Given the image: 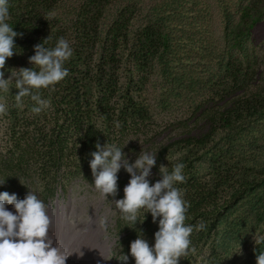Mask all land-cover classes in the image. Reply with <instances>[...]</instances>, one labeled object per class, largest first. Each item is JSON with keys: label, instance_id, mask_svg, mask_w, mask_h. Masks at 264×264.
I'll use <instances>...</instances> for the list:
<instances>
[{"label": "trees", "instance_id": "1", "mask_svg": "<svg viewBox=\"0 0 264 264\" xmlns=\"http://www.w3.org/2000/svg\"><path fill=\"white\" fill-rule=\"evenodd\" d=\"M63 1L8 0L6 22L17 33L13 49L16 54L6 60L3 70L11 74L18 68L38 70L29 63V58L35 54L36 45L43 43V47L51 49L63 37L54 30L59 22L54 13L61 9ZM80 1L83 4L77 16L82 17L80 30L75 33L76 47L63 65L68 75L38 93L41 99L46 97L45 100L50 101L55 117L47 119L45 114L35 113L25 116L22 113L24 100L30 96L17 103L15 86H10L7 92L0 90V100L6 94L11 100L8 112L16 137L15 150L19 152L17 160L22 162V136L26 134L19 128L31 127L33 137L30 141L38 150L40 173L44 178H59L67 154L75 161L90 164L97 142L104 145L102 132L93 123L96 115L105 126H102L104 134L112 132L118 116H123L124 123L126 119L132 122L147 119L144 106L131 97L132 93L139 96L147 78L142 76L133 81L134 72L148 75L157 63L174 91L193 92L201 82V75H197L199 71L196 70H210L209 63L204 67L201 65L203 60L184 53L196 49L204 60L209 61L208 45L203 46L201 37L195 38L191 34L194 28L203 30L210 25V10L205 0H148V11L142 16L144 24L135 34L130 48V24L132 18H138L141 2L125 0L128 5L110 27L108 42L103 46L99 61H96L94 51L100 43L99 21L105 9L119 0ZM215 1L223 23L222 39L227 52L220 55L222 77L215 83L207 82L216 87L210 88L209 94L212 99L224 102L222 110H214V101L209 99L206 103L210 105L198 108L207 129L199 136L187 133L172 140L158 153V160L163 162L165 152L173 148L181 154L185 179L174 186L190 205L185 214V225L193 227L190 248L210 243L211 252L219 256L230 248L234 251L239 246L244 247L246 237L256 230L262 237L253 242L240 263L256 264L257 255L264 252V70H259L251 36L254 27L264 21V0ZM262 52L264 57V46ZM125 56L132 60V70L126 69ZM126 72L129 79L122 94L124 89L119 83ZM250 87L256 90L248 91ZM116 93L127 104L123 107L125 113L115 109L113 98ZM26 105L32 110L36 102ZM218 136L219 142L224 141L231 149L216 150L214 138ZM237 144L247 146L251 151L233 152L232 148ZM174 167L171 165L166 172L171 174ZM164 172L159 173L156 182ZM201 223L204 228L198 230ZM158 230L159 217L154 222L150 213L139 211L136 223L124 224L122 232L123 238L129 239L140 232L154 236ZM181 262L179 264H187V261Z\"/></svg>", "mask_w": 264, "mask_h": 264}, {"label": "rangeland", "instance_id": "2", "mask_svg": "<svg viewBox=\"0 0 264 264\" xmlns=\"http://www.w3.org/2000/svg\"><path fill=\"white\" fill-rule=\"evenodd\" d=\"M141 2V11L138 18H132L130 27V45L132 40H135V34L144 24L142 16L148 11V0H138ZM208 5L209 11V26L203 30L194 28L191 31L195 38H200V43L208 45L207 51H210V58L204 60L201 54L196 49L188 50L184 53L191 54L194 59L203 60L204 67L208 66L207 69H203L202 73L200 70L197 75H201V82L195 86L193 92H185L182 90H173L172 83L169 79H166L162 74L160 65L157 63L153 64L154 67L148 75L134 72L132 76L133 81L138 80L140 77L145 76L147 81L144 82L141 89V93H132L131 97L137 99L141 103L146 112L147 119L140 120L136 119L134 122L130 119H126V123L123 122V116H118L115 125L111 128V133L106 131L104 134L105 126L101 124L99 118L94 119V126L96 129L102 132L104 145H114L121 148L122 154L125 160L129 164H133L142 152L155 154V165L150 170V175L146 178L149 181L150 186L156 182L158 175L162 171H166L169 167L180 164L181 154L178 149H170L168 153L165 152V158L158 160V153L167 146L174 139L181 138L187 133L190 135L199 136L203 133L207 127L205 126L204 118L199 117V107L204 108L210 105L208 100H213L215 106L214 110L221 111L223 103L218 102V98H213L209 94L210 88L216 89V87L210 86V83H215L218 77H222V68L219 65L220 55L227 52V48L222 39L223 37V23L221 17L218 16L217 5L215 0H205ZM83 4L80 0H64L61 5V9L54 13V16L59 19L55 31L63 34V38L69 42L72 49V55L74 54V47H76L77 36L75 33L80 30V18L77 16L81 5ZM127 1L119 0L112 3L105 9L103 16L99 21V41L100 43L94 50L96 52V61L102 54L103 46L108 42L107 36L109 35V29L112 26L115 19L119 16L120 12L127 6ZM212 16V17H211ZM251 39L254 42L255 55L258 57V63L260 65L259 70H264V57H262V48L264 46V21L258 23L252 30ZM128 52L125 54L127 55ZM182 59V58H180ZM132 61L130 58L125 56L123 63L126 69L132 70ZM186 64H183L185 67ZM18 68L17 70H19ZM4 71V79H9L10 75L14 78L9 83L10 86H15L16 73L11 74L6 70ZM177 72V70L175 71ZM180 73V72H179ZM129 75L124 73L121 77L119 85L123 88L125 93V87L128 84ZM210 80V83L207 81ZM130 87V86H129ZM256 90L250 87L248 91ZM4 91V90H3ZM7 92V91H5ZM113 103H115V109L122 110L125 113L123 107L124 100L119 98V94H115ZM9 95L6 94L1 100L0 104H4L6 112L0 114V187L2 190L0 193L7 192L10 195L15 194L18 200L25 198L27 193L31 191L38 199L43 201L47 205L48 212H54L55 210L64 208V220H61L51 225L52 229L59 231L57 242L52 243L53 247L59 245L61 251H69L67 246H71L72 242L78 234L82 231L79 226L89 222L92 218H96L97 223L101 226L104 231L102 234L103 239L108 240L110 245L109 255L112 257L110 261L112 264H121L118 260L119 255H127V264H135L134 258L130 255V245L138 237L144 239L149 247H154L155 239L154 236L145 235L143 232L138 233L129 239H124L123 229L124 224L130 222L122 219V214L115 209V201L124 198V188L127 186L131 179L123 167L117 173V192L116 195L108 196L107 199H102L100 194L94 187V177L90 168V164L80 163L70 156H65L63 160V166L59 172L58 177L52 179L51 177L44 178L43 174L40 173V162L37 155V148L33 146L30 138L33 137L31 127L19 128L20 132H26L22 136V162L17 160L19 154L18 149L15 150L16 137L11 130V118L9 116L8 108L10 107L11 100L8 99ZM42 99H47L42 97ZM22 113L25 116H33L34 112L27 107V103L32 104L34 101L31 98H25ZM48 101V100H46ZM38 105L36 104V107ZM221 107V108H220ZM21 110V109H20ZM36 114V113H35ZM46 115V118L55 117L53 114V107L48 101V107L44 108L38 115ZM42 120V119H41ZM103 126V127H102ZM50 125L48 126V128ZM17 133V130H16ZM108 133V134H107ZM220 136L214 138V146L216 150L228 151L231 148H227L224 141L219 142ZM130 140V141H129ZM126 144V145H125ZM70 145L72 143L70 142ZM103 145V146H104ZM180 148V147H179ZM233 152L251 151L247 146L237 144L232 148ZM167 157V158H166ZM75 161V162H74ZM79 161V162H78ZM74 162V163H73ZM167 167L164 170H160V167ZM5 208L7 211L15 213L13 205L6 204ZM140 211L145 212V209ZM61 212V211H60ZM106 220L107 224L102 226L101 221ZM57 224V225H55ZM60 229V230H58ZM264 232V227L262 228ZM51 231V230H50ZM105 234V235H104ZM56 237V236H55ZM262 236L259 231L254 230L252 234L248 235L245 239L243 246H239L234 251L232 248L227 250V253L215 256L210 249L211 244L208 243L205 246L199 245L198 248L191 247L188 254L180 258L181 263L187 261V264H240L245 258L249 248L253 245V242L260 239ZM59 241V244H58ZM244 241V240H243ZM65 248V249H64ZM227 254V256H225ZM225 256V257H224ZM179 261V262H180Z\"/></svg>", "mask_w": 264, "mask_h": 264}, {"label": "clouds", "instance_id": "3", "mask_svg": "<svg viewBox=\"0 0 264 264\" xmlns=\"http://www.w3.org/2000/svg\"><path fill=\"white\" fill-rule=\"evenodd\" d=\"M8 18V0H0V90L4 91H8L14 77L10 75L9 79H4L2 70L6 60L16 54L13 49L17 36L6 22ZM42 44L35 46V54L29 58V63L38 70L33 67L14 70L17 74V103L30 96L38 105L32 109L36 114L48 107V101L41 99L39 90L55 85L68 75L63 65L72 56L69 42L63 37L58 39L54 48H45ZM5 112V105L0 104V114ZM95 147L96 151L91 153L90 168L94 187L100 197L107 199L108 196L116 195L117 173L123 167L131 179L123 190L124 198L115 201V209L125 221L133 224L141 209L150 213L154 222L159 217L154 247H149L140 237L131 243L130 255L135 264H179L180 258L190 250L193 232L192 226L185 225V214L190 205L174 186L184 182V165L177 164L171 174L165 171L160 175L161 179L150 186L146 178L156 163L155 154L141 151L135 162L129 164L121 148L108 144L101 146L99 142ZM166 168L161 166L160 170ZM6 204L13 205L16 214L7 211ZM106 224V220L101 221L102 226ZM51 225L47 205L31 191L22 200H18L15 194L0 193V264H65L69 254L61 251L59 245L52 246L53 242L48 236ZM203 228V223L198 225V230ZM101 255L106 260L112 259L108 254ZM118 260L121 264H127L128 256L119 255ZM256 264H264V252L257 255Z\"/></svg>", "mask_w": 264, "mask_h": 264}, {"label": "bare ground", "instance_id": "4", "mask_svg": "<svg viewBox=\"0 0 264 264\" xmlns=\"http://www.w3.org/2000/svg\"><path fill=\"white\" fill-rule=\"evenodd\" d=\"M60 211L57 209L54 212H48L52 220V224L58 222V220H64V208H61ZM79 228L82 231L78 234L76 239L71 241L72 245L67 246L70 250L68 252L65 251L69 254L65 264H112L110 260L104 259L101 255V253L109 255L110 245L108 244L107 239L102 238L104 231L97 223L96 218H92L90 222L79 226ZM50 230L48 236L54 244L55 241L57 242V232L59 231L55 230L54 227Z\"/></svg>", "mask_w": 264, "mask_h": 264}]
</instances>
